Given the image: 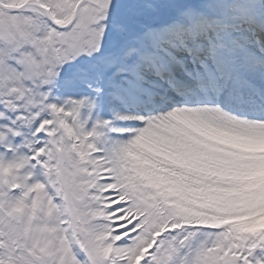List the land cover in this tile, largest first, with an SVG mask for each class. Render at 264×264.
I'll return each mask as SVG.
<instances>
[{
	"label": "rangeland",
	"instance_id": "obj_1",
	"mask_svg": "<svg viewBox=\"0 0 264 264\" xmlns=\"http://www.w3.org/2000/svg\"><path fill=\"white\" fill-rule=\"evenodd\" d=\"M3 1L16 6V11L6 10L7 18L0 17V34H6L0 40V106L5 102L16 114H27L33 102L38 101L44 111L48 106L43 155L55 161L48 165L47 175L48 181L58 184V196L17 195L13 190L18 186L17 164L3 161L1 157L9 156L0 155V264H130L156 236L151 254L139 264H264V251L258 249L250 253L253 258L247 262L240 259L241 249L254 240L264 246V236L242 234L246 226L238 222L264 210V196L254 192L264 182L260 155L247 158L244 142L213 134L198 120V116H205L194 109L191 115L175 113L166 124L150 127L174 136L160 143L177 162L183 157L184 163L175 165L170 155L164 159L147 150L144 164L149 167L132 165L122 154L103 153L105 147L98 137L101 128L91 121L102 105V94L94 92L104 87L106 73L116 66L119 54L134 41L136 44L140 34L136 23L164 26V22L182 17L186 7L201 8L208 0ZM11 13H18L17 22L13 16L10 19ZM48 14L65 27L59 30L52 26ZM90 20L95 21L92 30L97 33V46L87 56L90 50L76 47L68 31ZM117 23L124 29L115 31ZM51 53L54 58L49 60ZM55 61L62 64L65 77L56 76L59 69L52 66ZM8 93L14 102H8L12 100ZM51 105L59 117L49 115ZM73 116L81 119V125ZM9 121L0 115V132ZM73 139L78 140L80 155L86 154L84 161L72 158L74 149L69 142ZM130 153L138 163L142 151ZM107 165L109 172L103 180L99 167ZM179 166L186 169L176 177L173 174L177 175L175 167ZM28 172H24L25 180ZM146 182L152 185L143 191ZM101 189L106 195L102 196ZM112 196L114 200L102 201ZM118 211L125 213L117 215ZM125 217L131 223L121 227L123 222L117 220ZM223 222L229 224L217 229ZM205 229L230 236V245L211 252L214 244L203 237ZM240 241L245 246H238ZM233 244L231 252L224 254Z\"/></svg>",
	"mask_w": 264,
	"mask_h": 264
},
{
	"label": "bare ground",
	"instance_id": "obj_2",
	"mask_svg": "<svg viewBox=\"0 0 264 264\" xmlns=\"http://www.w3.org/2000/svg\"><path fill=\"white\" fill-rule=\"evenodd\" d=\"M263 4H264V0H263ZM228 8L229 7L225 4L224 0H209L205 5L201 7V12L197 13L198 15L196 17V23L194 26L197 27L198 30L194 29L196 30L195 32H192L194 34L183 33L185 28L189 27V24L192 25L194 18L191 22H188L187 24L185 21L182 20H180L179 22L178 21L174 22L173 24L171 21L169 24L163 27L160 26L159 28H156L157 32L171 30L169 34H165V35L163 34L161 38L151 39V37H148V35L144 33V35H142L137 39L138 44H136L131 49L125 51L124 53L120 54L122 56L120 57L121 58L120 65L118 68L117 66H115V70L117 72L121 70H129L130 74L133 76L142 73L143 70H149L150 68L147 66V64H145V59L146 56L151 53V50H154L155 48H158V50L153 55H156L157 57H161L163 60L166 59L167 61L175 59L176 55L173 53L164 54L165 52L163 50L159 52L160 49H163L162 46L167 42V40L170 41L172 49L177 48L181 41L184 47H189L193 51H200L207 54H211V53L215 54L214 45L219 44L223 41L222 36L224 34H226L228 38L232 40L235 48L240 47L244 41L249 40L254 35L255 37L259 35L264 39V20L258 16L257 18L251 17L244 20L236 19L232 21L230 25L223 24L221 27H219L220 30L217 32L216 38L210 40L209 44H203L202 39L203 36H205L208 26L211 25L210 23H215L218 20V18H221L224 14H226L228 12ZM255 11L257 14L260 13L259 6L257 5L255 6ZM187 13L196 14L194 10H189L187 11ZM244 22L249 23V26L253 28V33L248 32V29L246 28V25H244ZM85 28H88L87 24L85 25ZM169 36L171 37V39L169 38ZM143 44H145L146 46L148 45L149 49L145 50L143 48ZM227 45H229V43H226V46ZM239 51L242 52L241 50ZM156 56L154 57L155 59H157ZM126 57H130V59L134 61L133 62L134 64H132L131 67L128 66L129 63L126 64V66L124 65L123 61H125L124 58ZM221 57L225 59L227 58L229 61H233L232 53L230 51H227L226 53H222ZM248 57L249 54L247 52H245V54L238 53L236 55L235 60H239V61L236 66L234 67L231 66L229 72L230 74L228 76V82L231 83L235 79H237V74H239V70H241L242 75H245V77L249 79L252 86L261 88V84H260L261 82L259 83V81H263L264 63L263 62L260 63L257 70H253ZM52 58H54V56L50 57L49 60H51ZM149 63L150 62H148V64ZM179 63L183 65L185 64V61L179 60ZM164 67L166 66H162L159 69H165ZM126 76H127L126 74L121 75L122 78H126ZM111 79L107 78L104 82V87L100 86L94 92L95 95H97L98 93L102 94L101 95L102 99L105 102L102 105V107L104 108L105 116L102 115L103 118H97V117L91 118L92 125H99L101 127L98 137L102 138L101 145L102 146L104 145L105 147L103 153L104 154L115 153L117 155H120L123 154L124 151H129V150L134 151L140 149L142 151V155L139 159V162L144 164L145 159L148 158V156H146L147 150H149L150 151L149 153H153L164 159H166L165 154L168 153L170 155V161L173 162V164L175 165H178L182 162L184 163V161H182L183 157L180 158L181 159L180 162H177L176 156H173L172 153L167 148L162 146L160 143L161 142L160 140L171 139L174 138V136L164 133V130L162 129H159L158 131L151 130L150 127L166 124L167 122H169V120L173 118L175 113L176 114L188 113L191 115L193 114L192 110L190 109L191 107L181 102L183 104L181 105V107L176 108L173 111H168L167 108L171 104L172 99L159 95L157 98H152L153 102L156 103L154 104V108L159 109L158 112L154 114L128 116L127 124L125 126H122L119 120V117L121 116V112H122V107H121L122 105L117 106L116 103L111 102V99L116 96V89H117V85H116L117 83L113 79L112 80ZM178 95L179 94H177V96ZM222 96L225 97V94H223ZM232 96L233 95H231L230 93L227 97L230 98ZM105 106L107 108H105ZM211 109H215L219 114ZM195 110L202 113L205 116L204 118L198 116V120L204 121L207 124L209 130L213 132V134L215 135L216 133L220 134L224 136L226 139H239L246 144L245 145L246 149L244 151H245V156L247 158L249 157L248 155H251V157H253V155L257 154L260 155L262 159H264V122L263 121L240 117L233 113H230L228 110L223 108L221 110V105H215L213 107H209L206 106L205 104H200L195 107ZM229 119L230 121H232L231 124H228ZM241 126L246 127V129L241 128ZM248 150L251 151L254 150V151L251 153ZM129 159L132 160L133 158L129 157ZM144 165L148 166L147 164ZM175 168H176L175 172L177 173V175L176 174L173 175L176 177H181L182 175L180 174L184 173L186 166H179ZM193 168L195 169V166ZM99 171L100 174L103 175L104 177V175L106 174L105 172L106 170L102 166H100ZM202 182L206 183L205 178H203ZM104 195H106V193H104V191L102 190V196ZM188 195L191 196L189 192ZM256 195H258L257 192ZM113 198L114 197L112 196L107 199H102V201L108 199L112 201L114 200ZM207 200L208 199H206V201ZM108 208L109 211L111 212L112 208L110 205ZM260 211L261 213L254 214L250 218H246L238 222L249 228H252L254 226L264 228V210H260ZM234 213L235 211L233 212V214ZM227 224L229 223L223 222L220 226L217 227V229L222 230L221 226L225 227V225ZM197 232H198L197 230H194L195 234ZM203 232L205 235L209 236L212 239L213 243L226 245V246L230 245L229 243L230 236L227 235L223 236L217 233L216 231H211L208 229L203 230Z\"/></svg>",
	"mask_w": 264,
	"mask_h": 264
}]
</instances>
